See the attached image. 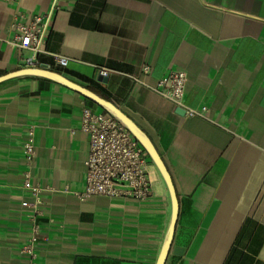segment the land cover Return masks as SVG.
<instances>
[{
  "label": "crops",
  "instance_id": "1",
  "mask_svg": "<svg viewBox=\"0 0 264 264\" xmlns=\"http://www.w3.org/2000/svg\"><path fill=\"white\" fill-rule=\"evenodd\" d=\"M16 9L50 12L41 52L8 43ZM43 64L113 103L152 141L177 196L164 264H264V0H0V76ZM172 71L185 74L183 107L154 91ZM84 107L106 113L44 77L0 82V264H31L22 252L31 239L35 264L157 263L171 200L154 165L144 202L77 197Z\"/></svg>",
  "mask_w": 264,
  "mask_h": 264
},
{
  "label": "built area",
  "instance_id": "2",
  "mask_svg": "<svg viewBox=\"0 0 264 264\" xmlns=\"http://www.w3.org/2000/svg\"><path fill=\"white\" fill-rule=\"evenodd\" d=\"M11 1V0H3ZM50 12L44 14L16 11L11 16L9 29L12 33L9 44L19 49H29L34 54L42 51L41 45L47 35ZM55 62L59 67L67 65V58L55 55ZM28 65L31 59H26ZM147 68H143L145 72ZM100 74L106 76L108 71L100 69ZM185 90V74L181 71H172L160 78L154 91L166 97L177 107H183ZM205 111L184 109L189 116L201 115ZM80 131L88 137L87 169L85 176V189L77 193L80 200L90 197H106L118 201L144 202L152 194L151 167L153 163L143 147L116 118L107 113H98L88 107L81 111ZM32 147L26 143L24 156L31 158ZM23 186L31 188L28 178ZM34 205L41 204L39 190L35 191ZM39 211L35 208L30 215L34 222ZM32 233H38V225L34 224ZM33 239L22 248V252L30 256L31 264L34 263L35 252Z\"/></svg>",
  "mask_w": 264,
  "mask_h": 264
},
{
  "label": "water",
  "instance_id": "3",
  "mask_svg": "<svg viewBox=\"0 0 264 264\" xmlns=\"http://www.w3.org/2000/svg\"><path fill=\"white\" fill-rule=\"evenodd\" d=\"M34 62V60H33ZM39 76L44 77L47 79H50L56 83H59L61 85H64L74 91H76L79 94H82L85 98L92 101L94 104L102 108L106 113L110 114L114 118H116L119 122H121L128 131L133 135V137L138 141V143L143 147L145 152L147 153L148 157L150 158L151 162L161 175L163 182L165 183L170 200H171V218L169 222V226L162 244V248L159 254V257L157 259L156 264H164L165 259L167 257L169 247L173 238L176 218H177V196L175 194V189L171 180V177L161 159L159 156L157 150L155 149L152 141L148 137V135L131 119L129 118L125 113H123L117 106H115L110 101L101 98L100 96L96 95L92 91H90L87 88H84L67 78H65L63 75H61L58 72L48 70L46 65H41V68H24L20 69L8 74H5L3 76H0V82L4 81L9 78L19 77V76ZM99 79L105 80V78L99 77ZM178 113H183V109L177 108L176 110Z\"/></svg>",
  "mask_w": 264,
  "mask_h": 264
}]
</instances>
